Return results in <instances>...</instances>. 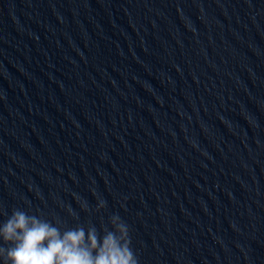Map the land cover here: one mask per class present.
Wrapping results in <instances>:
<instances>
[{
    "label": "clouds",
    "instance_id": "9594fccd",
    "mask_svg": "<svg viewBox=\"0 0 264 264\" xmlns=\"http://www.w3.org/2000/svg\"><path fill=\"white\" fill-rule=\"evenodd\" d=\"M118 231L120 236L109 232L102 244L95 233H90L89 245L84 247L83 230L68 231L61 236L50 223L17 210L0 234L5 242L14 244L7 249L11 264H138L127 226L122 223Z\"/></svg>",
    "mask_w": 264,
    "mask_h": 264
}]
</instances>
